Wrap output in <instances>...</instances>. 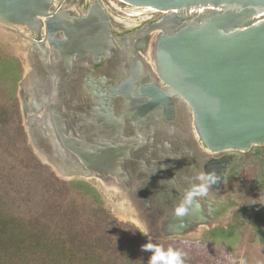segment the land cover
Returning <instances> with one entry per match:
<instances>
[{"label": "water", "instance_id": "water-1", "mask_svg": "<svg viewBox=\"0 0 264 264\" xmlns=\"http://www.w3.org/2000/svg\"><path fill=\"white\" fill-rule=\"evenodd\" d=\"M119 1L163 13L153 27L158 34L151 52L152 81L132 89L131 105L126 108L129 115L140 120L139 124L154 115L163 116L169 124L175 118L182 121L179 130L171 127L169 132L164 124L150 129L146 140L151 150L145 159L151 162L143 159V168L160 167L164 174L162 167L171 166L159 162L164 155L167 159L183 157V165L188 167L186 159H192L191 155H178L177 148L192 150L187 145L192 137L199 151L196 176L204 175L220 189L240 159L257 160L264 156V0ZM75 2L0 0V27L19 38L22 31H30L36 40L26 39L27 43L43 53L55 46L68 62L74 56L88 57L95 64L112 61L117 47L111 13L102 0H94L82 15L72 10ZM31 75L20 83L21 111L25 131L39 159L64 179L96 180L110 196L123 192L130 184H139L140 175L138 181L130 176L136 175L138 163L133 166L123 159L130 146L122 147L118 142L130 139L125 136V121L116 117L111 101L107 106L103 104L104 113L96 108L95 114L86 118L87 133L82 139L74 131L70 136L62 115L53 114V123L50 113L45 112L50 101L47 95L41 105L32 100ZM93 94L96 96L95 91ZM176 132L182 140L173 138L172 143L167 142V137ZM141 152L136 151V156ZM155 182L159 184L157 190L163 187V182ZM183 196L181 193L176 198L169 193L168 198L173 199L166 205L161 202H165L164 196L159 198L157 207L162 203L167 209L151 215L156 221L155 231L160 234L157 239L197 231L202 225L194 221L198 216L204 218L206 225L216 224L206 216L197 197L194 198L201 205L199 211L177 216L175 206ZM153 198H147L150 205ZM146 232L150 234L152 230Z\"/></svg>", "mask_w": 264, "mask_h": 264}, {"label": "flooded vegetation", "instance_id": "flooded-vegetation-1", "mask_svg": "<svg viewBox=\"0 0 264 264\" xmlns=\"http://www.w3.org/2000/svg\"><path fill=\"white\" fill-rule=\"evenodd\" d=\"M80 2L81 0H76L72 5V10L82 15L86 14L89 7L94 4V0ZM103 4L105 5L104 2ZM105 7L108 9L106 5ZM129 8L131 10L129 14L131 19L127 21L116 18L111 14L113 17V37L117 47L113 53L114 57H116L112 61L106 60L100 64H95L88 57L74 56L72 62H68L61 58L55 46H50L49 51L43 53L38 51L35 45L27 43L26 39L33 41L36 40V36L25 30L21 32V38L18 37L21 46L17 49L20 59L17 66L24 69V76L20 83L24 79H28L29 75L32 74V91H34L32 100L41 105L47 95L50 101L48 111L45 112L50 113L53 123L56 120L53 114L62 115L65 120V130L69 131L70 136H72V131H74L82 139V135L85 136L87 133L86 118L95 114L93 110L96 108H100V111L104 113L103 107L107 106V103L111 101L116 117L120 120L121 116L122 120L125 121V136L130 139V142H118L122 147L128 146L127 144L130 146L128 156L123 159L127 164L129 163L133 166L135 162L138 163L137 169L131 168L132 170L136 169V175L131 174V172L129 175L131 174V178L134 177L133 180L136 179L137 181L139 180V175L141 176L138 181L139 184H136V186L130 184L126 190L118 192L111 197L114 201H120L125 210L133 215L135 219H138L146 230H152L151 235L146 232L149 238L161 240L157 239L160 234L155 231L156 221L151 219V215L158 213V210L164 212L167 209L165 205L169 204L173 199L168 198L169 193L175 194L176 198H178L181 193L185 194V192L201 186V182L196 179L199 151H197L191 137V143L187 142V145L193 148L192 150L190 148L189 151L186 148H177L178 155H191L192 159L190 160L192 161L186 159L188 167L183 165L185 163L183 157L167 159L165 158L166 155H164V157L159 159V162L163 164L171 163V166H165L164 169L162 167L166 174L161 172L160 167L143 168L144 165L141 161L145 157L147 158L148 152L151 150L150 144L146 140L149 138L150 129L164 124L163 126H167L166 129L169 132L171 127H176L179 130V127L182 126V121L181 118H175V121L169 124L163 116L154 115V117L147 118L143 122L145 124H139L140 120H134L131 117L132 114L130 113L129 115L126 109L131 105V92L135 85L152 81L154 65L151 60V52L152 45L158 34V32L153 31V27L163 16V13L155 10L131 6ZM5 35L4 33L3 36ZM20 83L19 97L22 108L23 97L21 96L22 88ZM94 91L97 97L93 94ZM88 93H90L89 96ZM104 103L105 105H103ZM39 112V116L42 115V111L40 110ZM176 116L178 117V113ZM184 135H186V131ZM167 138V142L171 143L173 138L179 139V141L182 140V137L178 136L177 132L175 136L169 135ZM139 139L142 142L137 143ZM143 149L146 151L144 152ZM139 150L142 151V154H139L138 157L136 156V151ZM125 162L123 164H126ZM146 162L149 164L151 161L146 160ZM231 169L221 183L220 189L217 190L215 183L212 184L213 182L207 180L206 183L209 185L208 195L201 196L199 193L194 192V197L200 200L206 216L211 221L216 222L214 225H221L225 219H228L229 214L233 217V215L240 213L242 210L253 207L258 213L256 225L258 229L264 232V156H259L257 160L254 158L240 159L235 168ZM154 172L156 174H153ZM184 172L189 173L184 175ZM79 180L87 181L84 179ZM156 180L163 182V187L159 190H157L159 184L155 182ZM90 181L97 182L96 180ZM143 182L145 184L142 190ZM149 196H154L151 205L147 202ZM161 196L165 198V202L163 199L161 201L165 205L161 203L158 208L157 203ZM198 217V220L194 219V221H200L202 224L198 228L213 226L206 225L204 218Z\"/></svg>", "mask_w": 264, "mask_h": 264}, {"label": "rangeland", "instance_id": "rangeland-1", "mask_svg": "<svg viewBox=\"0 0 264 264\" xmlns=\"http://www.w3.org/2000/svg\"><path fill=\"white\" fill-rule=\"evenodd\" d=\"M103 2L114 17L131 19L129 6L119 0ZM19 40L11 30L0 27V104L15 98L21 110L19 83L24 69L17 66ZM26 141L39 166L28 160L27 152L21 151L22 145L17 143L14 148L2 142L0 146V172L9 175V184L4 180L0 185L8 189L14 214L40 221L56 233L73 234L83 241L99 240L108 245L111 255L138 254L149 262L152 252L143 251L142 246L151 244L185 253L184 264H264V232L256 225L255 208L244 209L233 217L229 214L221 225L152 240L143 224L120 201L106 194L99 183L64 179L34 153L27 133Z\"/></svg>", "mask_w": 264, "mask_h": 264}, {"label": "trees", "instance_id": "trees-1", "mask_svg": "<svg viewBox=\"0 0 264 264\" xmlns=\"http://www.w3.org/2000/svg\"><path fill=\"white\" fill-rule=\"evenodd\" d=\"M23 117L18 101L0 104V146L7 142L22 145L29 161H39L28 148ZM15 148V146H14ZM32 155V158H31ZM41 165V164H40ZM9 184V175L0 172V183ZM0 264H149L139 255H111L108 245L99 240L83 241L73 234L56 233L42 222L11 211L13 201L8 189L0 185ZM7 195V196H6Z\"/></svg>", "mask_w": 264, "mask_h": 264}, {"label": "clouds", "instance_id": "clouds-1", "mask_svg": "<svg viewBox=\"0 0 264 264\" xmlns=\"http://www.w3.org/2000/svg\"><path fill=\"white\" fill-rule=\"evenodd\" d=\"M196 179L201 182V186L189 190L184 194L180 202L175 206V214L177 216H184L192 210H200V203L194 198L193 193L197 192L201 196H207L209 192V185L206 183L207 177L204 175H197ZM143 251H151L152 255L149 264H184L185 253L169 247L165 250L162 247H154L149 244L142 246Z\"/></svg>", "mask_w": 264, "mask_h": 264}, {"label": "bare ground", "instance_id": "bare-ground-1", "mask_svg": "<svg viewBox=\"0 0 264 264\" xmlns=\"http://www.w3.org/2000/svg\"><path fill=\"white\" fill-rule=\"evenodd\" d=\"M31 70V69H30Z\"/></svg>", "mask_w": 264, "mask_h": 264}]
</instances>
